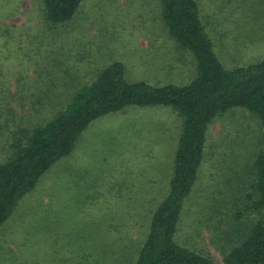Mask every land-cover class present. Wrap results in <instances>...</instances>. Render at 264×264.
<instances>
[{
    "label": "rangeland",
    "instance_id": "rangeland-1",
    "mask_svg": "<svg viewBox=\"0 0 264 264\" xmlns=\"http://www.w3.org/2000/svg\"><path fill=\"white\" fill-rule=\"evenodd\" d=\"M197 2L226 69L264 60V0ZM162 25L159 0H83L59 25L45 18L43 0H0V161L21 130L45 124L58 98L113 62L131 83L190 84L195 59ZM182 120L171 107L129 106L92 122L0 228V264H134L169 192ZM258 129L240 109L210 126L192 218L174 239L213 264L242 239L233 216L243 213L246 229L264 221L237 203L242 193L227 198Z\"/></svg>",
    "mask_w": 264,
    "mask_h": 264
},
{
    "label": "trees",
    "instance_id": "trees-1",
    "mask_svg": "<svg viewBox=\"0 0 264 264\" xmlns=\"http://www.w3.org/2000/svg\"><path fill=\"white\" fill-rule=\"evenodd\" d=\"M159 1L162 26L195 59L192 82L185 86L131 83L125 78V66L113 62L89 85L75 87L69 97L58 98L51 109V118L41 126L21 130L0 161V228L42 176L72 153L92 122L129 106L171 107L183 119L169 192L152 213L149 233L134 264H213L209 257L180 246L174 237L181 220L192 218L188 203L205 160L210 126L230 111L240 109L249 113L258 121L259 131L253 146L244 154V166L227 198L231 202L242 193L243 200L235 201L246 212L256 215L264 212V60L226 69L200 20L197 0ZM82 2L43 0L45 18L50 24L66 23ZM200 206L194 209L195 215L202 216ZM242 217L241 212L233 216L236 235L242 239L228 251L222 249L224 263L264 264V221L258 220L246 229L241 224ZM196 220V217L192 220L193 229Z\"/></svg>",
    "mask_w": 264,
    "mask_h": 264
}]
</instances>
